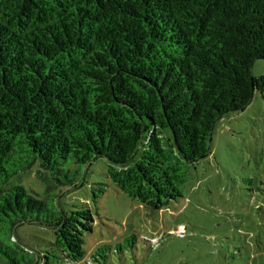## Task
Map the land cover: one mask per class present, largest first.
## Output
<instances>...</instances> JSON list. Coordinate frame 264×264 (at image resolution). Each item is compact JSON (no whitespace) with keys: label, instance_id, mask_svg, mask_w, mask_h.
<instances>
[{"label":"trees","instance_id":"16d2710c","mask_svg":"<svg viewBox=\"0 0 264 264\" xmlns=\"http://www.w3.org/2000/svg\"><path fill=\"white\" fill-rule=\"evenodd\" d=\"M259 59L264 0H0V264H106L110 246L83 248L91 210L55 192L79 184L64 168L105 158L117 188L161 209L215 122L263 91ZM32 168L40 192L21 183ZM26 224L53 241L27 246Z\"/></svg>","mask_w":264,"mask_h":264},{"label":"rangeland","instance_id":"374dc122","mask_svg":"<svg viewBox=\"0 0 264 264\" xmlns=\"http://www.w3.org/2000/svg\"><path fill=\"white\" fill-rule=\"evenodd\" d=\"M251 72L264 76V60L254 61ZM208 147L205 157L188 165L182 195L161 209H148L117 188L106 174L105 158L66 166L79 184L55 192L62 207L84 202L91 210L92 231L83 235L86 257L108 245L106 264H264V88L244 110L215 122ZM35 172L20 176L28 192L43 189ZM16 237L44 249L54 234L26 224L16 229ZM119 246L122 251L113 252Z\"/></svg>","mask_w":264,"mask_h":264}]
</instances>
